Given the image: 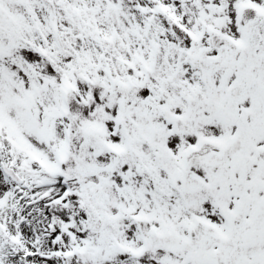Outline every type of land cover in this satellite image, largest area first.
Instances as JSON below:
<instances>
[{
  "label": "snow or ice",
  "instance_id": "obj_1",
  "mask_svg": "<svg viewBox=\"0 0 264 264\" xmlns=\"http://www.w3.org/2000/svg\"><path fill=\"white\" fill-rule=\"evenodd\" d=\"M0 264H264V0H0Z\"/></svg>",
  "mask_w": 264,
  "mask_h": 264
}]
</instances>
